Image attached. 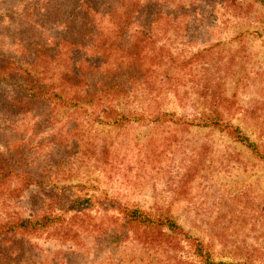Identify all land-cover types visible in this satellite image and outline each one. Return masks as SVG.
<instances>
[{"label":"rangeland","instance_id":"obj_1","mask_svg":"<svg viewBox=\"0 0 264 264\" xmlns=\"http://www.w3.org/2000/svg\"><path fill=\"white\" fill-rule=\"evenodd\" d=\"M36 1L0 0L1 52L24 51L23 15ZM196 1L179 26L131 25L118 41L124 50L145 31L158 61L139 66L146 79L126 86L115 106L128 115L122 123L103 105L83 103L61 108L45 126L47 108H8L13 87L0 81V152L3 143L21 145L15 154L25 163L0 180V222L50 211L64 217L29 235L37 260L24 264H204L193 239L168 234L158 246L143 243L122 227L119 205L174 217L215 262L264 264V0ZM103 24L111 35V21ZM163 112L174 115L153 119ZM212 112L257 151L219 126L196 124ZM76 198L88 202L72 209L67 201ZM0 264L10 263L0 257Z\"/></svg>","mask_w":264,"mask_h":264},{"label":"trees","instance_id":"obj_2","mask_svg":"<svg viewBox=\"0 0 264 264\" xmlns=\"http://www.w3.org/2000/svg\"><path fill=\"white\" fill-rule=\"evenodd\" d=\"M37 1L39 5L26 10L23 15L26 35L21 42H24V51H20L19 56L0 51V81L13 87L5 102L15 112L24 113L35 104L45 106V126L54 123L61 108L79 109L78 106L83 103L103 105L102 111H106L114 123L126 121L128 115L117 113L115 106L119 104L122 95L128 92L125 88L132 83L133 77L140 78L138 83L145 78L139 75L141 70L138 67L148 65L150 68L158 61L153 51H150V46L153 50V41L145 31L141 32L138 39H130L124 50L118 41L123 42L124 34L131 25L139 28L135 29L137 32L150 25L154 28L162 23L171 25L172 21L179 26L183 19L192 16L197 2L178 0L173 9H168L165 8L167 0L164 3L163 0ZM163 9L167 13H163ZM104 21L113 24L111 35L103 34ZM76 30L77 34L70 37ZM105 38L110 42L107 43ZM112 46L116 49L108 52L107 59L105 53ZM83 50H88L86 55H83ZM122 66L128 70H121ZM174 92L177 94L176 90ZM135 114L138 116V113ZM173 115L169 112L157 113L153 119L163 121V117ZM221 118L218 112H212L209 116L204 115L196 124L219 126L236 140L257 151V146L238 126ZM177 121L179 119L174 122ZM20 146L10 149L8 142L3 143L4 152H0V180L15 173L16 168L23 169L25 163L15 154ZM67 202L73 209L80 207L82 202H88V199L76 198ZM119 208L124 216L122 227L136 229L143 243L157 242L158 246L163 236H181L193 239L197 254L204 264H236L213 261L207 250L203 249L202 243L190 237L170 215L155 216L130 205H119ZM63 221L62 214L52 211L40 217L9 215L0 222V257L10 264H24L27 260L35 262L37 259L32 255L34 247L31 246L29 235L40 236L45 229L57 224L61 226ZM1 246L5 247L3 251Z\"/></svg>","mask_w":264,"mask_h":264}]
</instances>
